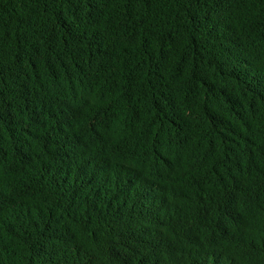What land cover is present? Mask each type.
I'll return each mask as SVG.
<instances>
[{
    "label": "trees",
    "instance_id": "trees-1",
    "mask_svg": "<svg viewBox=\"0 0 264 264\" xmlns=\"http://www.w3.org/2000/svg\"><path fill=\"white\" fill-rule=\"evenodd\" d=\"M0 264H264V0H0Z\"/></svg>",
    "mask_w": 264,
    "mask_h": 264
}]
</instances>
